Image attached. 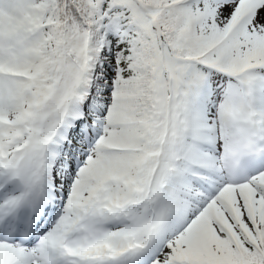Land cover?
Wrapping results in <instances>:
<instances>
[{
  "label": "snow or ice",
  "instance_id": "obj_1",
  "mask_svg": "<svg viewBox=\"0 0 264 264\" xmlns=\"http://www.w3.org/2000/svg\"><path fill=\"white\" fill-rule=\"evenodd\" d=\"M0 264H264V0H0Z\"/></svg>",
  "mask_w": 264,
  "mask_h": 264
}]
</instances>
